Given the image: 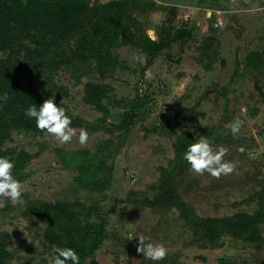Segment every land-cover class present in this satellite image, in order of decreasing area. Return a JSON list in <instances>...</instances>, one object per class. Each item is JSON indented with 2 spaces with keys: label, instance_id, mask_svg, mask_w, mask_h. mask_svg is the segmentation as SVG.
Here are the masks:
<instances>
[{
  "label": "rangeland",
  "instance_id": "rangeland-1",
  "mask_svg": "<svg viewBox=\"0 0 264 264\" xmlns=\"http://www.w3.org/2000/svg\"><path fill=\"white\" fill-rule=\"evenodd\" d=\"M112 1L119 0L91 3ZM126 5L117 12L120 41L109 49L111 62L83 46L81 35L60 47L54 43L40 56L34 101L39 106L53 97L60 106L64 100L76 135L59 144L45 131L17 128L3 138L1 150L16 164L25 203L13 205L0 197L2 261L49 264L53 245L68 247L60 232L63 219L46 214L40 209L44 205H66L73 220L84 223L86 211L103 201L102 264H264V244L221 230L218 244L210 245L177 207L146 204L165 185V175L187 144L207 136L214 148L227 149L223 158L234 162V171L219 178L190 169L174 173L179 197L203 219L259 220L264 236V0ZM148 28L155 40L147 37ZM178 31L190 35L177 39ZM150 40L162 46L153 58L156 47ZM10 55L0 52V60ZM91 84L102 87L98 105L88 99ZM5 92L9 89L0 90ZM235 118L243 124L233 135L226 125ZM81 128L89 133L85 145L78 143ZM104 179L110 181L107 190L89 186ZM125 232L163 243L166 257L145 260L136 251L138 238L126 240Z\"/></svg>",
  "mask_w": 264,
  "mask_h": 264
},
{
  "label": "trees",
  "instance_id": "trees-1",
  "mask_svg": "<svg viewBox=\"0 0 264 264\" xmlns=\"http://www.w3.org/2000/svg\"><path fill=\"white\" fill-rule=\"evenodd\" d=\"M135 2L136 0H119L92 4L91 0H0V52L11 54L8 60H0V90L9 89L7 100L0 102V156L6 155L1 146L4 144L3 138L11 130L18 128L38 131L34 120L24 115V109L29 104H37V99L34 101L33 97L37 80L34 74L40 68V56L46 48L54 43H59L60 47L66 40L81 35L85 43L83 46L90 47L89 51L92 53L103 54L98 58H106L111 62L114 59L109 49L120 41V33L115 31V26L121 19L117 12L123 10L127 3L128 7H133ZM189 35L185 31H178L175 38L181 39ZM29 43L38 48L28 47ZM150 43L156 47V51H152L153 58L159 54L162 46L152 40ZM100 88L102 87L89 85L88 99L91 103L100 104L99 98L103 94ZM182 152L176 158L173 169L165 175V185L146 204L154 209L177 207L194 232L210 245L218 244L223 231L243 238L248 243L263 245L264 236L259 220L203 219L179 197L178 181L174 173L179 176L189 170L187 162L181 159ZM19 159L21 157L17 160ZM16 172L17 168H14L13 174ZM101 181L92 182L89 186L100 191L107 190L110 181L104 179L103 183L107 181L104 185ZM102 203L103 201L97 202L86 211L87 218L84 223L75 222L72 218L74 213L66 205H44L40 208L46 214H54L56 219H63L60 232L68 247L78 253L80 264H102L101 254L105 248L107 232V218L103 213ZM55 237L59 239L60 236ZM2 260L0 255V264H4Z\"/></svg>",
  "mask_w": 264,
  "mask_h": 264
},
{
  "label": "clouds",
  "instance_id": "clouds-1",
  "mask_svg": "<svg viewBox=\"0 0 264 264\" xmlns=\"http://www.w3.org/2000/svg\"><path fill=\"white\" fill-rule=\"evenodd\" d=\"M205 15L211 18L212 12L205 11ZM217 27L220 21L216 22ZM146 35L149 39L155 40L154 29H146ZM8 94L5 92L0 94V102L7 100ZM64 100H61L60 106H57L55 98L49 97L45 99L39 106L29 104L24 109V115L34 120L38 130L45 131L52 136L59 144H67L71 142L73 136L76 135V129L71 126V117L66 113L63 107ZM243 121L235 118L230 121L226 127L230 129L233 135H236ZM191 130V129H190ZM89 139V133L86 129L81 128L78 135V143L85 145ZM227 149L223 146L213 147L207 136H200L194 142L187 144L182 152V161L187 162L190 171L196 174L207 173L210 176L219 178L221 175H228L234 171L235 164L232 161L225 160ZM15 166L14 160L8 156H0V197H6L13 205H23L25 203L22 195V182L13 174ZM126 240L137 239L136 251L142 253L145 260L159 262L167 255V248L163 243L154 242L150 237L132 232H125ZM54 255L49 264H80L78 253L71 247L52 246ZM15 264V260L11 261Z\"/></svg>",
  "mask_w": 264,
  "mask_h": 264
}]
</instances>
